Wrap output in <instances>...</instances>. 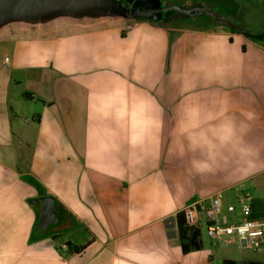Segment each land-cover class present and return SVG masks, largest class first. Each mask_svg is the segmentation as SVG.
Wrapping results in <instances>:
<instances>
[{"label":"crops","instance_id":"obj_1","mask_svg":"<svg viewBox=\"0 0 264 264\" xmlns=\"http://www.w3.org/2000/svg\"><path fill=\"white\" fill-rule=\"evenodd\" d=\"M127 9L0 0V264H264L182 254L175 223L218 193L264 217V43Z\"/></svg>","mask_w":264,"mask_h":264},{"label":"built area","instance_id":"obj_2","mask_svg":"<svg viewBox=\"0 0 264 264\" xmlns=\"http://www.w3.org/2000/svg\"><path fill=\"white\" fill-rule=\"evenodd\" d=\"M221 195H214L207 203L193 201L187 204L181 211L185 227L197 229L204 227L206 236L222 246H228L234 242L240 246L242 241L244 248L259 251L264 245V217L251 218L248 204L237 202V216L235 208L227 205L225 212L230 218L220 216Z\"/></svg>","mask_w":264,"mask_h":264},{"label":"rangeland","instance_id":"obj_3","mask_svg":"<svg viewBox=\"0 0 264 264\" xmlns=\"http://www.w3.org/2000/svg\"><path fill=\"white\" fill-rule=\"evenodd\" d=\"M123 1L130 2L131 0ZM160 3L162 6L177 5L184 10H189L193 7L205 6L217 16L232 23L233 25L239 26L252 35L264 33V3L262 0H160ZM216 5H218L219 8ZM168 14H170L172 17H175L172 18L174 22L177 17L184 21L205 19V16L200 13L191 18L183 16L178 12H170ZM198 234L205 247L209 249V246L211 245V247H213L216 251L217 255L236 256L237 258H240V255H245L247 256L246 260L264 259L263 246L259 251H254L251 249L239 248L236 242L228 246L218 245L216 242L210 240L206 236L204 227L202 225L198 229Z\"/></svg>","mask_w":264,"mask_h":264},{"label":"water","instance_id":"obj_4","mask_svg":"<svg viewBox=\"0 0 264 264\" xmlns=\"http://www.w3.org/2000/svg\"><path fill=\"white\" fill-rule=\"evenodd\" d=\"M128 3L127 18L129 20H145L150 23H158L162 21L165 14L170 12H178L186 17H194L198 13L205 16L209 22L215 26L221 28H228L234 32H239L244 29L239 26L217 16L208 7L199 6L193 7L189 10H184L177 5L162 6L160 0H131ZM246 31V30H245ZM32 204L36 209L37 214V230L43 231L48 226L55 224L58 221L56 215V208L52 199L48 197H42L32 200ZM244 243L240 242V247L244 248Z\"/></svg>","mask_w":264,"mask_h":264},{"label":"trees","instance_id":"obj_5","mask_svg":"<svg viewBox=\"0 0 264 264\" xmlns=\"http://www.w3.org/2000/svg\"><path fill=\"white\" fill-rule=\"evenodd\" d=\"M115 1H117L118 4L122 6L123 8H126V9L128 8V3L124 2L123 0H115ZM169 16L170 14H165L164 18H167ZM205 20L209 24H211L206 17H205ZM211 25L215 26L213 24ZM224 29L232 33L234 32L228 28H224ZM239 33H241L244 37L251 39L252 41H258V42L264 43V33L252 35L251 33L245 30L239 31ZM175 223H176V232H177V237L180 243L181 253L187 254L188 252L198 250L200 247H199V242H198L197 229L186 228L183 223L182 214L176 215ZM66 246L68 250L73 253H77L82 248V247H70L69 245H66Z\"/></svg>","mask_w":264,"mask_h":264}]
</instances>
